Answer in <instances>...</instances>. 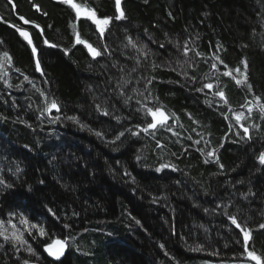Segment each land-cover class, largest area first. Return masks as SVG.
Returning a JSON list of instances; mask_svg holds the SVG:
<instances>
[{
  "label": "trees",
  "instance_id": "1",
  "mask_svg": "<svg viewBox=\"0 0 264 264\" xmlns=\"http://www.w3.org/2000/svg\"><path fill=\"white\" fill-rule=\"evenodd\" d=\"M13 2L0 0V221L27 245L0 237V264H213L249 251L264 264V0H72L112 18L104 34L63 0ZM145 105L171 131L144 132ZM56 240L59 261L44 251Z\"/></svg>",
  "mask_w": 264,
  "mask_h": 264
},
{
  "label": "snow or ice",
  "instance_id": "2",
  "mask_svg": "<svg viewBox=\"0 0 264 264\" xmlns=\"http://www.w3.org/2000/svg\"><path fill=\"white\" fill-rule=\"evenodd\" d=\"M9 2L12 3L13 7H14L13 0H9ZM64 2L69 4L73 9H75L77 15L80 14V6L78 4L73 3L72 0H64ZM115 3H116V7L119 9L120 8V0H115ZM123 17H124V12H123V10H120V18H123ZM86 18H90L92 21H94V23L98 26V31L100 34H103L108 29V26L110 25V23L112 21L111 17L97 18V14L95 13V11L91 12L90 17H86ZM21 19H23V17H21ZM20 35L23 37H26V38L29 36V34L27 32H21ZM27 43H28V45H32L31 52L33 54H36L37 48L33 45V42L30 38L27 40ZM44 43H48V42L45 40ZM88 49H89V51L93 57H97V56L101 55V51L98 50L97 48L93 47L92 45H88ZM139 51L143 53V56L145 58H147L148 53L145 52L143 48H140ZM187 51H188V49H187V47H185V52H187ZM4 57L6 60L9 59V54L7 52H5ZM220 63L223 64V61H220ZM35 65L37 68L40 67V62H39L38 57L35 59ZM3 67H4V65L0 64V68H3ZM212 67L215 68L216 65L213 64ZM133 71H135V68L133 69ZM237 72H239V69H237ZM224 75L231 76L232 73L231 72H225ZM25 79H27V78H25ZM147 83L150 84L151 80L149 79L147 81ZM236 83L240 84L241 81L237 80ZM204 87L207 89H212L213 84L208 83V84L204 85ZM248 87L251 88V85H248ZM218 95L220 97H224L225 93L223 91H220L218 93ZM124 102L128 103V99H125ZM52 109H56L57 111H59V106L57 105L55 100L51 101V106L48 109V111L51 112ZM250 111H251V109H249V112ZM260 111L264 112V105L260 106ZM104 114L107 115L108 113L105 112ZM144 114L146 115V120H145L146 126L143 127L144 132H147L150 129H156L157 126L167 127L171 131V126L168 125V123H167V121L170 119V117L168 115H166V113L162 107L152 108V107H148L147 105H145L144 106ZM69 119H75V118L70 117ZM117 119H119V118L117 117ZM235 120L237 123H239L241 120V115H239V114L236 115ZM240 127L243 128V131L245 134L249 133V129L247 127H244L243 124H240ZM129 132H131V130H129ZM124 134H125L124 132H120L119 135H117L116 139H119ZM132 134L138 135L139 132H134ZM237 134H239V133H237ZM97 135H100V133H97ZM249 138H250V136H249ZM197 143H199V141H197ZM208 155L211 156V155H213V153L209 152ZM137 159H139V157H137ZM259 160L262 164H264V153H262L259 156ZM166 167H174V165H168V164H163V163L160 165L161 169L166 168ZM220 167L223 168V165H220ZM19 171H21V169L19 167H17L16 172H19ZM5 183L6 182L3 180V178L0 177V184H5ZM6 186H10V185H6ZM224 214L227 216L228 215L227 211H225ZM229 219H231L232 223L235 225V228L239 229L240 232L243 234V242L246 246L247 241L249 239L250 230H245V228H243L240 223H237L234 216H230ZM21 223L27 224L28 222L26 219L21 218ZM260 227L264 228V225H261ZM39 232H40V235H45L43 228H40ZM0 237H2L5 242H11V243L17 244L21 247L27 245V241H25L23 239V233L18 234L17 231L15 230V225H13V230L11 231V234L9 235V230L5 227L4 221H0ZM56 244L58 245V247H54L52 244H48L47 245V251H49L51 255L59 258L63 254L66 244H65V242H61V241H57ZM19 250H20V247H17L16 251H19ZM25 250L28 251L29 253L33 252V250L31 249L30 246H27ZM247 255L252 260L257 261L259 264L261 257L256 255L255 252L249 251V252H247ZM23 264H29V261L24 260Z\"/></svg>",
  "mask_w": 264,
  "mask_h": 264
},
{
  "label": "rangeland",
  "instance_id": "3",
  "mask_svg": "<svg viewBox=\"0 0 264 264\" xmlns=\"http://www.w3.org/2000/svg\"><path fill=\"white\" fill-rule=\"evenodd\" d=\"M64 1V0H63ZM93 12L92 10H89V9H83V8H80V16H83V17H90V13ZM97 18H100L98 15H97ZM90 19V18H89ZM91 20V19H90ZM92 21V20H91ZM94 23V21H92ZM95 24V23H94ZM96 25V24H95ZM97 29H98V26L96 25ZM104 34V33H103ZM86 47L88 48V43H85ZM89 50V49H88ZM90 52V51H89ZM242 261V260H241ZM238 261V262H215L213 264H258L257 261L255 260H252L250 257H248L247 255V259H243V261Z\"/></svg>",
  "mask_w": 264,
  "mask_h": 264
},
{
  "label": "water",
  "instance_id": "4",
  "mask_svg": "<svg viewBox=\"0 0 264 264\" xmlns=\"http://www.w3.org/2000/svg\"><path fill=\"white\" fill-rule=\"evenodd\" d=\"M57 241H61V240H56L55 242H53L52 245H53L54 247H58V245L56 244ZM61 242H63V241H61ZM65 244H66V243H65ZM67 249H68V246H67V244H66L65 249H64V252H63V254H62L59 258H57V257H55V256H53V255H51L50 252L47 251V247L45 248V253H46L47 256H48L49 258H51L52 260L59 261V260H61V259L64 257V255H65ZM30 264H37V263L33 262V263H30Z\"/></svg>",
  "mask_w": 264,
  "mask_h": 264
},
{
  "label": "bare ground",
  "instance_id": "5",
  "mask_svg": "<svg viewBox=\"0 0 264 264\" xmlns=\"http://www.w3.org/2000/svg\"><path fill=\"white\" fill-rule=\"evenodd\" d=\"M44 251H45V249H44ZM46 254V253H45ZM47 255V254H46Z\"/></svg>",
  "mask_w": 264,
  "mask_h": 264
}]
</instances>
